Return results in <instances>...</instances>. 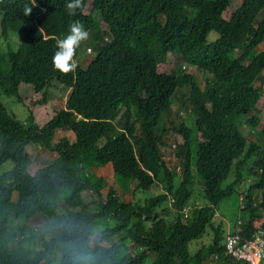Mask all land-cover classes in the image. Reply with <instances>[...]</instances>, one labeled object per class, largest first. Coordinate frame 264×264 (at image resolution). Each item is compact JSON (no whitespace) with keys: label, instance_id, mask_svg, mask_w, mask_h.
Returning <instances> with one entry per match:
<instances>
[{"label":"trees","instance_id":"trees-1","mask_svg":"<svg viewBox=\"0 0 264 264\" xmlns=\"http://www.w3.org/2000/svg\"><path fill=\"white\" fill-rule=\"evenodd\" d=\"M67 2L0 0V94L22 104L21 89L33 92L23 121L0 100V167L12 163L0 174V264H247L226 254L216 217L237 194L241 240L264 229V0H239L228 18L232 0H83L75 16ZM74 20L89 38L63 74L52 57ZM52 89L67 92L61 107ZM155 187L164 193L139 197Z\"/></svg>","mask_w":264,"mask_h":264},{"label":"rangeland","instance_id":"rangeland-1","mask_svg":"<svg viewBox=\"0 0 264 264\" xmlns=\"http://www.w3.org/2000/svg\"><path fill=\"white\" fill-rule=\"evenodd\" d=\"M238 5H239V0H232V7L229 9V11H227V13L225 14V17L228 18L230 13L233 11V9H235ZM90 9H91V4H88L87 9L85 11V14H89ZM263 16H264V14H263ZM96 19L99 20L100 18L97 16ZM8 35H9L8 40H12V39L14 40V46L12 48L15 49L16 45L19 42L18 34L16 35L13 33H9ZM17 38H18V41H17ZM216 38H217V35L215 33H210L208 39H209V41H213ZM2 39L3 38L0 37V44L4 45L6 47V45H5L6 41H2ZM87 49H89V48H87ZM87 49H86V54H88V56L90 57L91 53H88ZM2 52H4V51L2 50ZM90 52H91V50H90ZM82 55H84V53ZM176 59L177 58L175 56H169L167 59V65L169 64V66H174V64L176 63ZM188 73L195 75L197 78V81L199 82V84H201V82L203 80L201 73L197 72L196 70H194L192 68L188 70ZM32 96H33V92L30 88H23V89H21L22 104L18 103L15 99H13V97L5 96L3 94H0V100L5 105L8 106V108L13 112V114L16 116L17 119L23 121L26 117V111L24 108V104ZM66 97H67V92L61 95V94L57 93L55 89H52L50 91V94H49V99L53 103L54 106H60L61 107L63 105V103L65 102ZM258 109L261 111L262 121L264 122V96H263L261 102L258 104ZM188 125L190 127H192V123L189 121V119H188ZM241 129L244 132L247 131V128L244 126ZM62 137L68 138L70 140V142L73 141V138H72L70 133H59L57 135L56 140L58 141L59 138H62ZM27 152L31 155L33 160L37 163L45 164V163L50 161V158L48 156L49 153L46 149H41L40 147H28ZM11 166H12L11 162H7V163L3 164L0 167V174L4 171H7L8 169H10ZM177 175L178 176L181 175L179 170H177ZM105 176H106L105 179L107 181V185L112 186L113 189L117 193L122 194L123 193L122 187L118 183L115 182L113 177L110 174H106ZM231 179H232V175H230L228 181ZM251 183H252V180L251 181L249 179L243 180L241 183V188H240L241 191L244 192ZM107 192H108V187H106L102 190L103 197L106 196ZM162 193H164V190L162 188L155 187L152 193L139 195V197L143 198V197H146L148 195H152V194L158 195V194H162ZM254 198L257 202H259V194L257 192L254 193ZM85 200H86L87 204H89L90 207L93 205V198H92L90 193L85 194ZM169 201H170V199H169ZM241 205H243V204L240 200V196H238L237 194H234L230 199L223 201L221 203V205L219 206V208L217 210L218 217H216V219L218 221H222V223L224 224L225 231H226V229H227V231L232 230V228H233L232 225L236 224L238 221H240L242 219L244 214L240 213V211H239V209L241 208ZM92 208H94V207H92ZM170 209L173 211V207H171ZM42 223L43 222L41 220H36V221H33L31 223V226L32 227H40V226H42ZM206 235H204L200 241L193 242L189 246L190 254H194L200 248L201 244L207 245L209 243L210 237L206 236Z\"/></svg>","mask_w":264,"mask_h":264},{"label":"clouds","instance_id":"clouds-1","mask_svg":"<svg viewBox=\"0 0 264 264\" xmlns=\"http://www.w3.org/2000/svg\"><path fill=\"white\" fill-rule=\"evenodd\" d=\"M83 6V0H69L65 8L69 16L77 15V10ZM31 10H28L26 15H30ZM89 38L88 31L84 25L78 20H74L70 26V31L67 36L56 40L57 51L52 57L53 67L63 74H68L74 71L77 67L74 61L77 48L83 41ZM90 51V50H89Z\"/></svg>","mask_w":264,"mask_h":264},{"label":"built area","instance_id":"built-area-1","mask_svg":"<svg viewBox=\"0 0 264 264\" xmlns=\"http://www.w3.org/2000/svg\"><path fill=\"white\" fill-rule=\"evenodd\" d=\"M240 225L230 230L225 238V251H232V257L247 264H264V229L242 241L239 236Z\"/></svg>","mask_w":264,"mask_h":264},{"label":"bare ground","instance_id":"bare-ground-1","mask_svg":"<svg viewBox=\"0 0 264 264\" xmlns=\"http://www.w3.org/2000/svg\"><path fill=\"white\" fill-rule=\"evenodd\" d=\"M226 254H227L228 256H231V257H232V251H226ZM232 258L235 259V257H232Z\"/></svg>","mask_w":264,"mask_h":264}]
</instances>
